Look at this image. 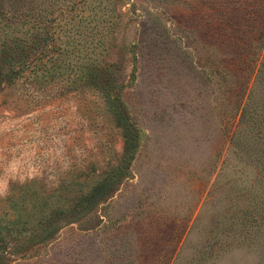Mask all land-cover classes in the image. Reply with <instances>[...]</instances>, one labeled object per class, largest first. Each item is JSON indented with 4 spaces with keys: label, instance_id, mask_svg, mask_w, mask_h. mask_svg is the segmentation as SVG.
I'll list each match as a JSON object with an SVG mask.
<instances>
[{
    "label": "rangeland",
    "instance_id": "1",
    "mask_svg": "<svg viewBox=\"0 0 264 264\" xmlns=\"http://www.w3.org/2000/svg\"><path fill=\"white\" fill-rule=\"evenodd\" d=\"M116 11L104 57L139 134L127 175L8 264H264V0H120ZM82 31L51 59L55 45L32 48L31 68L0 82V219L20 193L120 159L112 97L81 71L95 60L80 44L96 37Z\"/></svg>",
    "mask_w": 264,
    "mask_h": 264
},
{
    "label": "trees",
    "instance_id": "2",
    "mask_svg": "<svg viewBox=\"0 0 264 264\" xmlns=\"http://www.w3.org/2000/svg\"><path fill=\"white\" fill-rule=\"evenodd\" d=\"M86 2L87 0H0V29L3 34L0 37V82L11 83L26 69L31 68L33 59L27 58L32 48L43 44L55 45V51L46 53V57L51 59L52 54L64 53L68 49L67 45L74 38L73 32L82 34L83 27L87 26L89 33H84V36L91 35L90 30H94L95 40L92 37L87 40L88 44H84V41L82 44L77 43L82 48L85 46L89 49L85 54L89 52L88 57L93 58L95 64L90 62L86 66L84 63L81 71L112 97L108 98V105L124 141L119 161L92 179L84 178L58 187L52 186L45 193L44 189L36 188L27 194L20 193V208L14 207V211L5 212L4 218L0 219V264H8L10 254L21 253L32 243L47 240L65 224L81 218L108 196L127 175L138 146V129L128 118L120 97L124 82L114 76L116 66L104 57L113 45L112 32L120 0H99L91 5L94 7L83 6ZM86 9L89 12H84ZM89 43H93V49ZM95 46L99 48L95 49ZM80 49L81 47L76 46L74 52ZM93 52L96 54L94 57L90 56ZM97 54H101V58ZM257 160L261 186L264 188V146L258 151ZM25 230L27 234L19 235ZM14 232L17 234H13Z\"/></svg>",
    "mask_w": 264,
    "mask_h": 264
}]
</instances>
